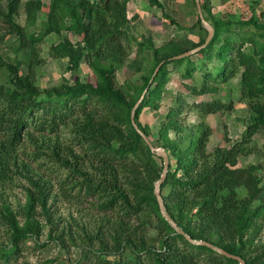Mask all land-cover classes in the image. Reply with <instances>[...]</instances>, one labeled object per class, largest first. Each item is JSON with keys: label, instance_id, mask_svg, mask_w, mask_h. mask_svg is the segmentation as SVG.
I'll return each instance as SVG.
<instances>
[{"label": "trees", "instance_id": "trees-1", "mask_svg": "<svg viewBox=\"0 0 264 264\" xmlns=\"http://www.w3.org/2000/svg\"><path fill=\"white\" fill-rule=\"evenodd\" d=\"M2 1L6 5L0 6V46L10 37L15 41L6 47L14 53L13 59L0 52V70L7 77L0 82V150L12 155L26 138L34 139L31 131L53 134L69 125L73 146H63L58 139L53 143L50 138L43 147L60 168L69 171L66 181L71 186L67 189L76 190L75 197L85 200L97 216L90 227L84 224L81 233L74 232L62 217L55 216L48 181L25 175L28 225L22 228L7 204H0V220L8 225L7 242L0 243V264H20L21 242L30 232L40 237V219L49 227L48 240L41 246L54 241L66 250L71 242L84 250L82 259L67 264H240L190 241L161 210L155 189L164 159L138 131L132 112L147 88L135 121L150 139L140 114L153 97H160L169 65L185 78L192 77L196 69L202 72L201 87L188 86L193 94L215 93L219 86L212 83L239 78L238 88L248 102L251 122L241 139L210 149L212 127L183 125L181 113L190 109L217 113L230 110L233 104L218 98L190 104L178 97L161 124L158 139H150L155 147L166 150L170 160L160 186L165 209L191 238L241 256L245 264H264V240L256 241L259 219L264 216L261 166H239L240 156L254 151L253 137L264 128V22L224 19L201 0L205 19L215 29L210 42L189 56L172 59L205 42L208 30L200 16L191 26L198 29L194 33L197 42L170 40L157 46L151 38L144 39L138 48L153 51L152 65L142 74L141 84L124 87L118 85L116 72L132 51L133 38L126 29L132 0H25L24 25L17 19L23 0ZM148 1L164 8L160 0ZM194 4L197 7L196 0ZM45 8L47 17L40 30H34ZM163 16L178 29H185L169 14ZM53 33L65 36L51 46V55L68 58L74 71L86 59L96 81L77 76L73 82L48 87L38 84L43 59L37 45ZM194 55H199V62L193 60ZM132 63L137 65L135 60ZM15 167L22 174L20 166ZM2 175L6 177L5 172Z\"/></svg>", "mask_w": 264, "mask_h": 264}, {"label": "rangeland", "instance_id": "rangeland-1", "mask_svg": "<svg viewBox=\"0 0 264 264\" xmlns=\"http://www.w3.org/2000/svg\"><path fill=\"white\" fill-rule=\"evenodd\" d=\"M160 1L164 8H156L148 0H135L129 8V22L126 25V29L133 38L132 51L127 63L119 67L116 72L117 82L120 86L130 87L141 84L142 74L152 65L153 51L145 49L141 52L138 48V43L144 41V39L151 38L153 44L157 46H164L170 40L182 41L183 39H190L195 42L199 41V37L194 34L198 29L194 30L191 28L199 16L194 0ZM202 1H207L211 12L224 19L250 20L251 18H256L258 21L264 22V0ZM45 2L49 3L50 0H45ZM24 3L25 0L20 6V14L17 17L18 22L23 25L26 23ZM5 5V1L0 2L1 7ZM46 10L45 8L39 13V20L33 28L34 30H40L47 17ZM164 13L175 18L185 29H178L176 25L170 24L163 16ZM203 15L205 18L204 11ZM63 35L53 33L37 45L40 57L43 59L37 75L38 84L41 87H48L73 82L77 76L85 80L96 81V76L86 59L81 62L80 68L74 71L69 68L68 58H59L51 55V46L58 43L63 38ZM69 36L74 41L78 39L75 35ZM14 41V37H10L4 45L0 46V52L6 59L14 58V53L11 49L6 48L13 45ZM249 46L248 44L246 45L247 48ZM134 60L137 65L132 63ZM193 60L199 62V55H194ZM212 65L213 62L210 66ZM139 67L140 70L137 71ZM168 68L166 82L161 86L160 97H153L152 103L144 107L140 114V121L150 132V139H158L161 124L166 120V115L169 113L171 106L179 102V96L190 104L209 101L213 98L233 104L230 110L223 109L217 113L203 114L195 109L181 113L179 120L183 125L193 127L203 123L212 127L213 134L209 142L210 149L218 145L229 146L232 142L243 137L251 119L248 102L241 97L238 88L239 78H232L224 83H212L211 85L219 86L217 92L199 95L193 94L189 89L190 86L201 87L203 79L202 72L199 69L193 72L192 77L185 78L175 70L173 65H169ZM6 79L5 72L0 70V82H5ZM227 97H230L231 101ZM31 135L34 139L26 138L20 148L12 155L7 153V151L0 150V204H7L13 214L17 216L19 225L22 228H26L28 221L24 214V209H26L27 205L29 185L25 175H35L48 181L53 195L51 203L55 216L62 217L63 223H68L74 232L81 233V226L86 224L90 227V222L97 215L95 211L93 212L88 207V203L85 200L75 197L76 190L67 189L71 186L66 181L69 171L65 168H60V165L50 157V152L43 147V145L47 144L45 141H49L50 138H52V142L58 139L63 146H73L74 134L71 127L62 125L53 134H41L31 131ZM170 135L175 137L173 131L170 132ZM252 143L254 144V151L250 154L241 155L239 166H247L251 163L259 164L261 166L259 173L264 178V128H261L255 134ZM156 148L163 147L159 146ZM75 149L78 150V148ZM156 152L160 153L159 151ZM15 166H20L22 174L17 172L19 168ZM2 172L6 173V177L2 175ZM38 224L42 230L40 237L37 238L35 233L30 232L21 242L20 247L22 250L18 256L20 264H67L69 261L76 262V260L82 259L84 250L80 245H72L73 243L71 242H69L70 244L66 250L62 249L54 241L41 246L40 243L48 240L49 227L43 219H40ZM259 224H261V230L258 232L257 242L258 240H264V216L259 219ZM7 233L8 225L0 220V243L7 242ZM89 263L93 264L91 261Z\"/></svg>", "mask_w": 264, "mask_h": 264}, {"label": "water", "instance_id": "water-1", "mask_svg": "<svg viewBox=\"0 0 264 264\" xmlns=\"http://www.w3.org/2000/svg\"><path fill=\"white\" fill-rule=\"evenodd\" d=\"M196 4H197V8H198V13H199V16L200 18L202 19V22L204 24V26L207 28L208 30V36L205 40V42L203 44H201L200 46L194 48V49H191L187 52H184L182 54H179V55H176L174 57H172V59H179V58H182V57H185V56H189L195 52H197L198 50H200L201 48L205 47L209 42L210 40L213 38L214 36V33H215V29L214 27L207 21L205 20L204 18V15H203V11H202V7H201V1L200 0H196ZM165 61L161 62L159 64V66L156 68V71L155 73L158 72L159 68L162 66V64L164 63ZM147 89L144 91L143 95L141 96L140 100L136 103L134 109H133V112H132V120H133V123L134 125L136 126V128L138 129V131L141 133V135L145 138L146 142L148 143V145L151 147V149L153 151H159L160 155L163 157L164 159V168H163V173H162V176H161V179L156 183V189H155V192H156V195H157V198H158V201L160 203V206H161V210L164 214V216L167 218V220L172 224V226L177 230V232L185 235L190 241L194 242V243H198V244H203V245H206L210 248H213L214 250L220 252L221 254L223 255H226L228 257H231V258H234V259H237L239 261L240 264H245V260L241 257V256H238V255H235V254H232L230 252H228L227 250L221 248V247H218L208 241H204V240H195L193 238H191L187 233H185V231L179 227L177 225V223L175 222V220L167 213L166 209H165V205H164V201H163V197H162V194H161V191H160V186L161 184L164 182L165 178H166V174L168 172V168H169V164H170V160H169V156H168V153L166 152L165 149L163 148H156L151 140L147 137V135L138 127L136 121H135V112H136V109L137 107L139 106L140 102L142 101L145 93H146Z\"/></svg>", "mask_w": 264, "mask_h": 264}, {"label": "crops", "instance_id": "crops-1", "mask_svg": "<svg viewBox=\"0 0 264 264\" xmlns=\"http://www.w3.org/2000/svg\"><path fill=\"white\" fill-rule=\"evenodd\" d=\"M134 1H135V0H132V1L129 2V4H128V12H129V8H130L131 4L134 3ZM128 17H129V16H128Z\"/></svg>", "mask_w": 264, "mask_h": 264}]
</instances>
